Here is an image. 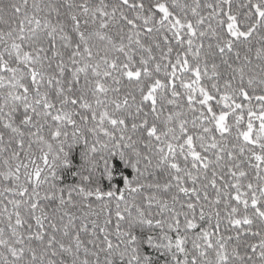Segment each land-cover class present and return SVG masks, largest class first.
<instances>
[{"label": "snow or ice", "instance_id": "1", "mask_svg": "<svg viewBox=\"0 0 264 264\" xmlns=\"http://www.w3.org/2000/svg\"><path fill=\"white\" fill-rule=\"evenodd\" d=\"M0 264H264V0H0Z\"/></svg>", "mask_w": 264, "mask_h": 264}]
</instances>
